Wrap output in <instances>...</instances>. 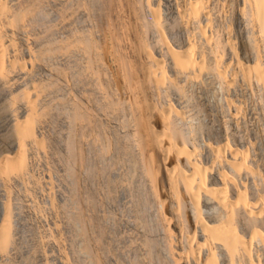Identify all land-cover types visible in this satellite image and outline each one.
<instances>
[{"label":"bare ground","instance_id":"1","mask_svg":"<svg viewBox=\"0 0 264 264\" xmlns=\"http://www.w3.org/2000/svg\"><path fill=\"white\" fill-rule=\"evenodd\" d=\"M38 1L40 2V0ZM38 1L0 0V264L5 263V258L15 249L21 247V244H26L23 243L24 241L22 242L27 236L22 239V234H20L21 217L17 210L21 209L25 201L27 207L33 211L31 216L39 223V227H43L41 239L37 240L36 238L39 236L36 237V241L32 240L34 242H30V247L24 250H28L26 253L29 255H27V259L23 258V260H27L25 263L30 264L36 259V262L44 263L46 261L49 264L48 260L52 254L57 256L59 264H70L72 260L69 259L67 253L69 252L67 251L68 234H66L68 231L65 230L60 220L61 210L64 207L61 208L62 203H59L60 200L56 192L50 189L44 193L42 197L45 203H43V209L38 202L40 198L36 200V196H34L35 193L43 194L41 191L45 186L42 183L45 180L47 184H51V180H54L50 175H46L44 181L41 178L38 179L35 171L39 169L36 168L39 160L45 161L50 155L47 141L44 138L45 134L43 135L44 128L48 123V120H44V115L53 112L52 103V105L49 104L51 108L47 105L52 111L46 113L48 108H45L47 107L45 101H47V97L51 98L47 91L49 93V90L54 87L56 90L60 87V91H62L68 86L67 83L70 82L68 78L71 76L67 78L63 74L66 71L62 73L66 67H70L69 70L74 69V71L71 69L73 71V73L71 72L72 78L76 74L82 75L79 91L75 88V84L78 85L79 80L77 83H73L75 86L73 88L78 91L76 95L78 99L75 96H73L74 98L70 96L78 101L76 107L73 104L74 108L71 110V112L75 111L72 112L74 119L76 121L81 119V122L82 120L84 122V119L92 117L89 111H93V109L88 110L87 102L94 100L97 102H93L98 111L97 115L102 116L105 123L112 122L111 125L113 124L111 140L103 143L106 147L105 144L108 145L112 141V144L109 143V145L112 146L111 151L115 158L112 156L109 157V160L114 158L117 161L114 171L118 173L113 175V172L110 173L108 170L112 182L109 178L110 184L108 183V185L111 186L105 185L107 189L113 186L114 190L120 193L121 196L115 191L117 193L116 200L119 196L120 201L126 205H123L124 208L129 210L125 223L128 229L138 236L139 242L137 243L140 244L141 250L138 249L137 255L142 254L141 257L138 255L142 259V261L140 259L141 264L143 263L142 256L145 257L144 254L151 259V261L149 260L151 264H264V0H110L109 3L108 0H50V9L54 18L58 20L63 16V30L57 37L58 42L54 43L56 39L53 42L55 48L50 45L52 43L50 39H54L53 35L56 31L53 32V39H44L50 34V30L53 31L55 23L49 24L50 26L53 24V26L50 27L51 29L48 28L50 30L47 35L48 29L44 28V30L47 29L45 34L42 32L46 35L44 38L39 36L45 41L38 38L40 30L43 29V27L39 28L42 24L40 22L46 19L44 14L40 15L43 11L37 12ZM67 5H69V10L64 9ZM63 10L66 11L64 15L61 14ZM33 17L35 19L39 17V22H37L39 27H37L40 30H33L30 27V23H34ZM48 18L50 21L52 20L50 16H47ZM59 22L61 21L59 20ZM58 23L56 24L58 25ZM57 25L55 26L57 27ZM173 30L180 31L182 48L177 49L168 40ZM53 53L57 58L59 57L57 59L58 66L54 67L49 61L54 56ZM48 61L51 64L50 68L46 65ZM75 79L77 80V78ZM68 88L71 89L68 86L67 90H69ZM53 92L55 91L52 90ZM70 97L69 99H71ZM60 99L62 100L63 97ZM66 99L68 104L72 105L69 102L75 103ZM64 100L62 101L64 102ZM52 101L55 102V100ZM62 108L65 109V107ZM62 108L61 113H63ZM55 110L59 109L55 108ZM94 113L96 115V112ZM52 114L54 115L51 113V116H53ZM66 114L67 112L63 114L64 117ZM51 116L49 114V117ZM70 116V114L67 115L69 118ZM98 116L95 117L98 118ZM54 118L53 122L56 121ZM103 118L99 119L102 123ZM88 119H86L87 122L91 120ZM76 121L74 120L73 123ZM45 122L47 123L45 124ZM83 122L80 126L85 123ZM55 123L57 124V122ZM76 124L72 126L77 128ZM84 127L87 128L86 125H83L82 128ZM99 128L98 126L96 129L101 131L102 129ZM54 129L56 131V128ZM69 130L71 131V129ZM74 131L76 130L73 129L71 136L75 133ZM84 131L81 136H85L86 131ZM90 131L87 132L90 133ZM63 132L68 133L66 130ZM73 136L70 139H77L78 142L79 140L81 142L82 137L79 139V134L77 138L76 134ZM99 136L103 137L101 134ZM100 138H97L99 140L94 139L96 142L102 143L103 140ZM104 139L106 140V138ZM74 140H71L70 146L73 145V149H76L74 146L77 143ZM50 142L49 144L53 145ZM80 146L79 148L82 149L84 145ZM59 148L57 147V150ZM87 148L90 149L91 146L89 145ZM96 150L101 149L99 147V150ZM78 151L79 149H76V152ZM94 151L92 153H95ZM87 152L92 154L91 151ZM112 152L108 154L111 155ZM104 153L106 152L104 151ZM61 154L67 155L63 151L59 155ZM75 154V158H72L75 160H69L71 162L67 160V165L71 166L72 162L73 165L80 163L87 169L88 158L79 153ZM124 157L127 159L126 165L129 170L127 172L123 170V168L126 169L125 166L118 163L121 158L124 160ZM65 158L68 157L65 156ZM102 159L99 160H107L106 157L105 160ZM94 160L96 161V159ZM63 161L65 162V160ZM105 162L101 164L104 166ZM109 163L108 165L105 163V165L109 166ZM75 165L74 172L73 170L72 172L68 171L74 174L66 172L65 176L74 178L78 176L79 171H76L77 175L75 174ZM54 166L56 165L53 164ZM119 166L120 170L127 173L128 177L124 174L127 178L119 177ZM94 167L93 170L96 168ZM56 168L58 169V167ZM81 168L84 169V167ZM110 168L112 171V166ZM91 170L89 168V171ZM93 170L92 172H94ZM98 170L97 172L102 168ZM104 170L101 171L102 175ZM89 171H85L87 173L85 174H89L90 178L92 172L90 174ZM123 171L120 173L122 174ZM50 172L53 175V171ZM97 172H94L95 176ZM99 174L98 177H95L96 179L99 178ZM105 174L107 175L106 172ZM68 177L67 179L70 181L74 179ZM103 177L105 178V176ZM79 179V183H81V178ZM104 181L102 180L103 183H105ZM115 181H117L116 184ZM76 182L78 183V179ZM15 186L25 191V201L20 207L19 205L17 207L19 202L15 197L19 193L17 191L18 194L15 196ZM76 187L74 186L71 192L81 188H78V184ZM103 187L105 186L103 185ZM101 189L97 188V190ZM114 190L112 189V191ZM77 191L73 194L79 195V191L78 193ZM19 192L21 193V191ZM97 192L98 196L103 193ZM96 194L94 193L95 196H97ZM106 195H108V200L109 192ZM64 196L69 195L66 193ZM102 196H100L101 199L104 198ZM113 196L112 194L109 199ZM72 197H75L76 200H72L73 204L77 202L78 205L80 197L77 198L75 194ZM93 198L91 197V199ZM89 199L88 201H91ZM19 200L21 201V199ZM83 200L85 201L86 198ZM120 201L119 206L122 205ZM94 202L88 203L90 205ZM128 202L131 203L129 204L130 209L127 208ZM67 203L69 201L66 200L63 204H66L65 208L68 206ZM88 203L85 202V206ZM73 204V207L70 208L77 206ZM80 204L82 207V201ZM79 205L75 207L74 211L80 210ZM90 206L94 207L93 204ZM87 207L86 210H88ZM98 208L99 211L100 208ZM83 211L85 212V210ZM73 213L76 212L69 214L74 215ZM79 213L74 216L75 221H70L76 226L74 228L79 229L78 234L81 236L84 234L82 237L79 236L86 244L85 240L89 237H87V233L85 235L84 231L88 226L84 227L86 222H82V220H89L92 216L86 219L83 218L85 216L83 214L86 213H81L83 217ZM94 213L96 214L95 211ZM69 214L67 213L65 217L68 218ZM106 217L109 218V215L107 214ZM152 218L156 224L154 221V224L151 223ZM100 219L98 218V220ZM95 221L97 220L95 219ZM27 222L29 221L25 223ZM30 222L32 223V221ZM92 222L89 225H93ZM22 223L25 226L23 221ZM104 223L102 224L105 225ZM112 223L114 224L116 221L113 219ZM102 224L98 225L102 226ZM26 225L28 226L29 223ZM84 228L86 229L84 230ZM30 229L33 230V226ZM148 229L151 237L148 236ZM32 230L30 231L32 232ZM99 231L101 233V230ZM112 231L110 230V232ZM151 233H155V235H151ZM94 234L96 233L94 232ZM126 234L125 232V236ZM79 236H75L74 240L80 239ZM123 236V234L119 236L120 239ZM125 236L121 243H124ZM110 237L115 238L114 236ZM99 239L104 238L100 237ZM27 241L29 244L28 238ZM99 241L97 240L98 243ZM76 242L73 241L74 244ZM90 243L95 244L96 241L94 243L90 241ZM103 243L100 241L98 245ZM132 243L137 245L134 241ZM44 245L49 247L48 252L45 251ZM82 245L84 246V244ZM133 245L131 247L130 244V248H133ZM138 246H135L136 249ZM87 247L81 248L83 252L87 250ZM96 247H91L93 250L90 247L88 249L91 250L90 253H93V256L98 252V250L95 253L92 252ZM106 247L110 249V246L104 247L107 250ZM113 248L115 249V247ZM120 249L122 248L119 247V252ZM132 251L130 252L132 253ZM121 252L124 251L121 250ZM75 253V256L78 257L79 252ZM90 253H88L89 257L92 256ZM110 253L108 255H112L111 251ZM21 254L23 255V252ZM101 254H103L102 251ZM134 254L136 253L134 252ZM98 255L92 256V259L95 258L93 261L97 262ZM105 255L104 257L107 256ZM119 255L118 257H121ZM79 257L81 258V256ZM133 257L131 256L132 260L129 259L130 262L135 259ZM80 258L77 261H80ZM37 259L39 260L37 261ZM73 259L75 258L73 257ZM118 259L120 261L122 258ZM93 261L92 263H94ZM104 261L106 260L102 259V262ZM124 261L119 263L124 264ZM134 261L132 264L139 262ZM6 263L8 264L9 261L6 260ZM71 263L73 264V262ZM80 263L83 264L81 261Z\"/></svg>","mask_w":264,"mask_h":264},{"label":"rangeland","instance_id":"2","mask_svg":"<svg viewBox=\"0 0 264 264\" xmlns=\"http://www.w3.org/2000/svg\"><path fill=\"white\" fill-rule=\"evenodd\" d=\"M37 1H38V0H37ZM42 1H43V2H42ZM45 1H46V0H45ZM45 1H44V0H40V2L38 1V2H39V5H38V2H37V7H38V8H37V10H38L37 12L40 13V11H41V12L43 11L42 13H40V15L44 14L43 16H44V18H46V19H47V16H48V17L50 16L52 20L50 21V18H48L47 21H46V19H45L44 21H41L40 24L42 23V24H44V25L46 24V25H45V27H44V25L41 24L40 27H39V26H38L39 24L37 23V22H39V20H38L39 17H38V18L36 17L37 19H35V18L33 17V21H34V23H33L32 20H31L32 23H30V27H31L33 30H40L41 27H43V29H41L42 31L40 30V33H39V35H38V38H39V36L42 37V38H44V37L48 34L49 30L52 28L53 24L55 23V24H54V27H55L56 29L53 27V28H52L53 31L50 30V34H48V36H46V38H44L45 40H49L50 38H52L53 32L56 31V32H54V35H53V38H54V39H53V38H52L53 40L50 39V42H52V43H50V45H51L52 47L55 48V46H54L55 44H54V43H57V42H58L57 37H59V33H61L62 30H63V23H62V22H63V16L61 17L62 19L60 18V19L56 20V19L54 18L53 14L51 13L52 10L50 9L51 6H50V4H49L50 0H47L46 2H45ZM109 2H110V0H108V3H109ZM40 3L43 4V6H41ZM46 3H47V4H46ZM45 4H46V6H45ZM47 5H48V6H47ZM44 6H45V7H44ZM42 7H44L43 10H41ZM46 7H47V9H45ZM67 7H68V8H67ZM44 9H45V10H44ZM64 9H65V10H66V9L69 10V5L65 6ZM48 10H49V11H48ZM65 10L61 11V14H62V15H64V13L66 12ZM44 11H46V12L44 13ZM47 12H49V14H47ZM39 13H38V14H39ZM33 14H34V13H33ZM36 14H37V13H36ZM46 14H47V15H46ZM37 16H38V15H37ZM34 19H35V20H34ZM36 20H37V21H36ZM59 20H60L61 22H59ZM45 21H46V22H45ZM48 21H49L50 23H49ZM43 22H44V23H43ZM58 22H59L60 24H59ZM51 23H53V24L50 26L49 24H51ZM56 23H58V25H57ZM61 23H62V26H61ZM31 24H32V26H33L34 24H37V25H34V26L32 27ZM47 24L49 25V27H48ZM55 25H57V27H58V26H59V27L57 28ZM37 26H38L40 29H39ZM50 27H51V28H50ZM61 27H62V28H61ZM31 28H30V29H31ZM44 28H47V29L50 28V29H48V31H47V33H46L45 30H47V29L44 30ZM57 29H59L60 31L57 30ZM42 32H44V34L46 33V35H44ZM74 32H75V31H74ZM41 33H42V34H41ZM55 33H57V34L55 35ZM50 35H51V36H50ZM170 35H171V36H169L168 40H169V41H170V42H171V43H172L177 49H178V48H182V47H183V46L181 45V37H182V35H181L180 31L173 30L172 33H171ZM48 37H49V38H48ZM55 37H56V38H55ZM42 38H39V39H42ZM44 39H42V40H44ZM55 39H56V40H55ZM45 40H44V41H45ZM54 40H55V42H54ZM53 42H54V43H53ZM56 46H57V44H56ZM56 53H57V52H55V54H56ZM55 54L53 53L54 56L52 55L53 57H55L54 59H53V57L51 56V57H52L51 59H53V60H52L53 63L51 62V59H49L50 63L53 64V67H54V66H58V64H57V63H58V60H57V59H59V57L57 58V57L55 56ZM56 55H57V54H56ZM56 60H57V61H56ZM49 61H48V63H47L46 65L50 68V67H51V64L49 63ZM48 64H49V65H48ZM54 64H55V65H54ZM69 68H70V67H68V68L66 67V68L62 71V73L66 71L65 73H63L64 76L66 75L67 78H68L69 76H71V77H69L68 79H69V81L71 82L72 85L70 84V82L67 83V85H68L71 89L68 88L69 90H67V87H68V86H66V88H63V89L65 90V92H64L63 89H62V91H60V89H61L60 87H59V89H58V87H56L58 90L54 89V88H55V87H54L53 89L49 90V93H48V91H47L48 96H49V94H50V97H51V98L47 97V99H46L47 101H45V103H46L45 106H47V105L49 106V104L52 105V103H53V112L47 113V112H49V111H52V109H50V108H51L50 106H49L50 108H49L48 106L45 107V108H48L49 110L47 109V110H48V111L46 110V113H47V114L44 115V116H45V117H44V120H45V121L48 120V123L45 122V124L47 123V125H46L45 128H44L45 131H43V135L45 134V135H44V138H45V140L47 141L46 143L48 144V145H47V148H48V151H49V154H50L49 157H50V156L52 157V158L50 157L52 161H53V159H54V161H53L54 163L50 160L49 157H48V159H47L48 161H47V160H45V161L43 160L45 164L43 163V161L41 162V160H39V162H40L41 164L38 162L37 165H36V168H39V169H40V173H41V174L39 173V169H37V170L35 171V174H36V176H37L38 179L41 178V180L44 181V180H45L44 178L46 177V175H50L51 178L53 177L54 180H55V181L57 180V181L55 182L54 180H51V184H47V183H45L46 180H45L44 182L42 181V182H43L42 185H44V186L46 187V189H45V187L42 189L41 192H43V194H42V193H39V194H38V193H37V194L35 193V194H34V196H36L35 199L38 200V199L40 198L38 202H40L41 205H40V204H39V205H40V207L42 206V209H43V206H44L45 203L43 202L42 197H43L44 193H45L47 190L49 191L50 189H52L53 191L56 192L57 197H58V199L60 200V201L58 200L59 203H60V204L62 203V206H61L60 204H59V206H61V208L64 207L62 210L65 211V212H63V211L61 210V216H62V217L60 218V220H61V222L63 223V226L65 227V230L67 229V231H68V232H66V234H68V235H67V238H68L67 251H69V252H67V253H68L69 259H70V260L72 259V260L70 261V264H72L71 262H73V264H76V263H77V264H82V263H80V261L83 262V264H85V262H86V264H91L92 261L95 260V258H94V259H92V258H93L96 254L98 255V253H99V255H100V254H101V251H102L103 254H101L100 256L98 255L97 257H99V258L96 257V258H97L96 260H97L98 263H97L96 261H93L94 263L99 264V261H100V259H101L100 264H102V263H104V264H105V263H106V264H107V263H109V264H120V263H122L121 261H124V260H125V261L123 262L124 264H125V263H126V264H132V262H133L134 260L137 261V262L139 261L138 264H141V263H140V259H141V258H139V256L141 257L142 254L139 252V253H140V254H138L139 256L137 255L138 251L141 250V249H140V248H141L140 244L137 243V242H139V240H138V236H137V234L131 232V231L128 229V227L126 226V223H125V222H127V219H128L127 217H128V213H129L128 211H129V210L126 209V207L124 208V206H126V205H124V204L120 201V197H119V196H121V195H120V193H119L117 190H114L113 186H112L111 188L107 189V186H109V187L111 186V185H108V183L110 184V182H112V181H111V178H110L111 175L109 176V174H110L111 172H113V173H112L113 175H115L116 173H118L117 171H114V170H116V167H115L116 165H115V164H117V161H115V159H114L115 156L113 155V152L111 151V150H112V149H111L112 146L109 145V143H111L112 141H110V142L108 143V145H106L107 143L105 144L106 147H107V146H110L109 148L107 147L108 150H107L106 147H104V143H105V142H108L109 139L112 138V131H111V128H112V125H113V124L111 125L112 122H110V123H107V122H106V123H105L104 118H103L102 116L100 117V116L97 115L98 111L95 109L96 107L94 106L95 103H97V102H95L94 100L89 101V103L87 102V106H89V109H88V110H91V108H92L93 111L96 112V115H95V113H94L92 110H91L92 112L89 111V113H90L91 116H92V117H88L89 119H91L90 121H88L89 123H88L87 120H86V119H88V118H86V119H84V122H85V120H86V122L84 123L83 120H82V122H83L84 124H82V126H80V124L82 123V122H81V119H80V120L77 119L78 122L76 121V119H74V117L72 116V114H73L75 111H74V112L72 111V112H73V113H72L71 110H73V108L76 107L75 105H76V103L78 102V101H77L78 98H77L76 95H77V92H78L79 89H80V86H79V85H81V82H80V81H81V77H82V75L80 76V75H77V74H76L78 77H77L76 75H74V77L72 78V74H71V72L73 73L74 69L71 68V69L73 70V71H71V69L69 70ZM68 71H69V72H68ZM67 72H68V75H67ZM66 76H65V77H66ZM79 76H80V77H79ZM83 76H84V75H83ZM71 78H72V79H71ZM75 78H77V80H76ZM83 78H84V77H83ZM83 78H82V79H83ZM72 80H74V81L72 82ZM75 80H76V81H75ZM78 80H79V81H78ZM77 81H78L80 84L77 83ZM74 82L77 83L78 85H76ZM73 83L75 84L76 87L74 86ZM70 85H71V86H70ZM77 86H78V87H77ZM73 87H75L78 91L75 90ZM78 88H79V89H78ZM52 90L55 91V92H53L54 94L52 93ZM67 91H69V92H67ZM57 92H58V94H57ZM61 92L64 93V94H62ZM70 92H71V93H70ZM73 92H75V93H74L75 95L73 94ZM51 94H52V96H51ZM60 94H61V95H60ZM71 94H73V95H71ZM55 95H57V96H56L57 98L55 97ZM66 95H67V97H66ZM68 95H69V96H68ZM70 96H71V97L75 96L77 99H76V98L73 99L74 97L71 98ZM58 97H59V98L63 97L62 100L65 99V100H66V104H65V100H64V102H63L61 99H60V100L62 101L63 104H62V103L60 104L61 101L59 100ZM64 97H65V98H64ZM69 97H70L71 99H69ZM48 98H49V99H48ZM66 98H68V99L71 100V101H74L75 103H73V102H69V103H72V105H71V104H68ZM50 99H51V100H50ZM57 99H58V100H57ZM52 100H55L56 103L58 102V103H57L58 106H57V104H56L54 101H52ZM56 100H57V101H56ZM69 100H68V101H69ZM48 101H49L50 103H49ZM93 102H95V103H93ZM54 103H55V106H54ZM91 103H92V104H91ZM64 104H65V106H64ZM73 104H74V107H73ZM88 104H91L92 106H91V105H88ZM59 105H60V106H59ZM67 105H69L70 107L72 106V107L70 108V107H68ZM54 107H55L56 109H59V110H58V111L55 110ZM57 107H58V108H57ZM62 107H65V109L62 108ZM93 107H94V108H93ZM61 108L63 109V113H61V112H62ZM66 108H67V110H66ZM64 110H65V112H64ZM68 110H70V111L68 112ZM88 110H87V111H88ZM95 110H96V111H95ZM55 111H56V112H55ZM66 112H67V114H66L65 117H64L63 114L66 113ZM51 113H54V115L52 114L53 116H51ZM92 113H93V115H92ZM49 114H50L51 117H49ZM55 114H56V115H55ZM69 114L71 115L70 118L67 117V115L69 116ZM47 115H48V118H49V119H48V118L46 119V116H47ZM94 115H95L96 117L98 116V118L100 117L99 119H102V118H103V123H104V125H103L102 122H100L101 120L99 121V119L96 118ZM99 115H100V114H99ZM59 116H60V117H59ZM93 116H94V117H93ZM52 117H53V118L56 117V118H54V121H55V119H56L55 122H57V124H56L55 122H53V118H52ZM58 117H59L60 119H59ZM51 118H52V119H51ZM64 118H65V119H64ZM68 118H69L70 120H69ZM71 118H73V119H71ZM94 118H96V119L94 120ZM50 119H51L52 121H51ZM89 119H88V120H89ZM65 120H66V121H65ZM71 120H72V122H71ZM74 120L77 122V124H76V122L73 123ZM58 121H59V123H58ZM91 121H92V122H91ZM50 122H51V123H50ZM79 122H80V123H79ZM90 122L92 123V126H91V123H90ZM96 122H97V123H96ZM99 122H100V123H99ZM60 123H61V124H60ZM62 123H63L64 125H63ZM72 123H73V124H72ZM98 123H99V125H98ZM48 124H49V125H48ZM52 124H54V125H52ZM65 124H66V125H65ZM69 124H70V125H69ZM74 124L78 125V127H80V128L77 127V128H78V129H77L76 126L73 127L72 125H74ZM94 124H96V125H94ZM105 124H106V125H105ZM83 125H84V126L86 125L87 128H86V127L82 128ZM93 125H94V126H93ZM97 125H98L102 130H104L105 128H106V129H105L104 131H102V130L99 128V129L102 131V132H101V131L97 130V129H98V126H97ZM108 125H109V126H108ZM110 125H111V126H110ZM52 126H53V127H52ZM54 126H55V127H54ZM63 126H64V127H63ZM70 126H72L73 128L70 127ZM88 126H90V127H88ZM51 127H52L53 129L56 128V131H55V129L53 130ZM92 127H93V128H92ZM68 128L71 129V131H70ZM75 128H76V129H75ZM85 128H86V129H85ZM94 128H95V129H94ZM96 128H97V129H96ZM59 129H60V130H59ZM61 129H62V130H61ZM64 129H65L66 131H68V133H69L70 135H69L67 132H65V133H66V134H65V133L63 132V131H65ZM73 129L76 130V131H74L75 133H73L72 136H71V133H72ZM80 129H81V130H80ZM46 130H47V131H46ZM83 130L86 131L85 134H84L85 131L83 132V134H84L85 136H81ZM88 130H89V131L92 130V131H90L91 134H90L89 132H87ZM95 130H96V131H95ZM49 131H50L52 134H51ZM53 131H54V132H53ZM97 131L100 132L101 137L103 136L102 138H100V136H99L100 134H99V132H97ZM108 131H111V132H108ZM55 132H57V133H55ZM78 132H79V133H78ZM80 132H81V133H80ZM93 132H94V133H93ZM95 132H96V133H95ZM104 132H105V133L107 132V133L105 134ZM53 133H54V134H53ZM77 133H78L79 136H80L79 139H81V137H82L81 142H80V140H79V142H78V140L76 139V138L78 137V134H77ZM47 134H48L49 136H48ZM58 134H59V135H58ZM75 134L77 135L76 138H75L76 140H74V139H70V137H74L73 135H75ZM94 134H95V135H94ZM102 134H103V135H102ZM107 134H108V136H110L109 138H108V136H106ZM53 135H54V138H52ZM56 135H57V136H56ZM61 135H62V136H61ZM86 135L89 136V137H87ZM96 135H98V136H96ZM67 136H68V137H67ZM90 136H92V137L94 136V137L92 138V137H90ZM61 137H62V138H61ZM83 137H84V140L86 139L87 141H84V140H83ZM50 138H51V139H50ZM90 138H91V139H90ZM94 138H95L96 140H99V139H97V138H100L101 140H103L102 143L105 141V142L103 143V146L101 145V144H102L101 142H98V141L96 142V140H95ZM104 138H106L107 141H106ZM67 139H69L70 141H68ZM93 139L95 140L94 142H93ZM53 140H54V141H53ZM58 140H60V141H58ZM65 140H66V141H65ZM71 140L76 141L75 143H77V144H75L74 148L76 147L77 150L79 149L78 152H76V149H73V145L70 146V144H72V143H71ZM90 140H91V141H90ZM110 140H111V139H110ZM50 141H52V142H50ZM63 141L65 142V144H64ZM83 141H84L85 143H84ZM88 141H89V142H88ZM49 142H50L51 144H53L54 146H53V145H50ZM53 142H54V143H53ZM55 142H56L57 144H56ZM61 142H62V143H61ZM66 142L69 143V146H67L68 143H66ZM90 142H92V143H90ZM95 142H96V143H95ZM79 143H80V144H79ZM86 143H87V144H86ZM89 143H90V144H89ZM63 144H64V145H63ZM81 144H82V146L84 145V146L82 147V149H80V148H81V146H80ZM111 144H112V143H111ZM57 145H58V146H57ZM89 145L91 146L90 149L87 148V146L89 147ZM79 146H80V148H79ZM49 147H50V148H49ZM53 147H54V148H53ZM57 147H58V148L60 147V148L57 150ZM65 147H66V148H65ZM67 147H68V148L70 147V148L68 149ZM85 147H86V148H85ZM95 147H96V149H98V150H99V147H100L101 150L97 151V150L95 149ZM51 148H52V149H51ZM71 148H72V151H70ZM84 148H85V149H84ZM102 148H106V149H102ZM49 149H51V150H49ZM83 149H84V150H83ZM94 149H95V151H94ZM74 150H75V151H74ZM92 150H93L95 153H92V152H93ZM106 150H107V151H106ZM51 151H54V152H51ZM55 151H56V152H55ZM58 151H59V152H58ZM62 151H63L64 154L67 153V155H66V154H65L64 156H63V154L59 155L60 153H62ZM69 151H70L71 153H70ZM87 151H91V153H92L93 155H92V154H89V152H87ZM102 151H103V152H102ZM104 151H105L106 153H104ZM109 151L112 152L111 155L108 154V153H111V152H109ZM74 152H75L76 154L79 153L80 155H82V156L85 157V158H88V160H89V161L87 160V163H86V164L88 165V168H87V169H86L85 166H83L82 164H81V165H82V166H81L79 162H78L79 164H76V165H75V163H74V165L76 166V167H75V172H76V171H79V172H78L79 174H80V172H81V175H79V174L76 172L75 174H76V175L78 174V176L75 175V176H76L75 178H74L73 176L69 175V174L72 172V170H73V172H74V165H73V162H72V164L70 163L72 167H71L70 165H67L69 160H71L72 158H75V157H74V154H75ZM96 152H97V153H96ZM51 153H53V154H51ZM54 153H56V154L54 155ZM101 153H103V154H101ZM57 154H58V155H57ZM72 154H73V157H72ZM76 154H75V155H76ZM94 154H95V155H94ZM99 154L102 155V156H100ZM105 154H107L108 157H107V155H105ZM53 155H54V156H53ZM69 155H70V156H69ZM84 155H85V156H84ZM98 155H99V156H98ZM103 155H104V158L106 157L107 160H105L104 158L102 159ZM56 156H57V157H56ZM59 156H60V157H59ZM61 156H62V157H61ZM65 156L68 157V158H65ZM92 156H93V159H92ZM94 156H95V157L97 156V157L95 158ZM112 156H114V158H112V159L109 160V157H112ZM99 157H101V158H99ZM55 158H56V159H55ZM58 158H59V159H58ZM63 158H64V159H63ZM90 158H91V159H90ZM124 158H125L124 160L121 158V159H120L121 161L119 160L118 163L120 162V164H122V166L124 165L126 169L123 168L124 166H123L122 168H123V170H125V171L127 172V171H129V170H128V166L126 165V164H127V163H126V162H127V161H126L127 159H126V157H124ZM57 159H58L59 161H58ZM94 159H96V161H95ZM99 159H100V160H101V159H102V160H105L106 162H105V161H100ZM49 160H50L51 162H50ZM56 160H57V161H56ZM61 160H62V161H61ZM63 160H65L66 163H65ZM67 160H68V161H67ZM72 160H75V159H72ZM90 160H91V161L93 160L94 163H92L93 161L91 162ZM98 160L100 161V163H99ZM107 161L110 162V163H109V166H107V165H108V162H107ZM59 162H62V163H59ZM69 162H71V161H69ZM90 162H91V163H90ZM103 162H105L107 165H105V163H104V166H103V164H101V163H103ZM114 162H115V163H114ZM121 162H123L124 164L121 163ZM57 163H58V164H57ZM76 163H77V162H76ZM50 164H51L52 166H51ZM53 164L56 165V166L53 167ZM61 164H62V165H61ZM90 164H92L93 166L90 165ZM49 165H50V167H49ZM65 165H66L67 168L65 167ZM79 165H80V166H79ZM84 165H85V163H84ZM89 165H90V166H89ZM94 165H97V166H95V167H96V168L99 167V168H98L99 170H100L101 168H102V170L105 169L104 171L107 173L108 177H107L106 174L104 175V173H105L104 171H103L104 173H103V175H102V172H101L102 170L99 171V170L97 169V170L99 171V172H97V170H96V168L94 167ZM101 165H102L103 167H102ZM46 166H47V167H46ZM59 166H60L61 168H60ZM68 166H70V168H68ZM91 166H92V167H91ZM111 166H112V171H110V169H111L110 167H111ZM113 166H114L115 168H114ZM120 166H121V165H120ZM120 166H119V177H126L125 175H127V173L124 172L123 170H120V168H121ZM43 167H44V169H42ZM48 167H49L48 171L50 172V171L52 170V171H53V175H51V172L49 173V172L47 171V168H48ZM56 167H58V169H57ZM81 167H84V169H85L86 172L89 171V168H90V170H91V169L94 167L95 169H94V170L92 169V170H93L94 172H97V173H96L97 175L95 176V175H94V172H92V170H91V171H89L88 173L91 174V172H92L93 175L91 174V175H90V178H89V176H88L89 174L86 175L87 173H86V172L84 171V169H82ZM86 167H87V166H86ZM106 167H108V168H106ZM50 168H51V169H50ZM72 168H73V169H72ZM80 168H81V170H80ZM109 168H110V169H109ZM113 168H114V169H113ZM53 169H54V170H53ZM106 169H107V170H106ZM45 170H46V171H45ZM58 170H59V171H58ZM70 170H71V172L69 173L68 171H70ZM95 170H96V171H95ZM108 170H109L110 173L108 172ZM121 171H123L122 174L120 173ZM36 172H37V173H36ZM46 172H47V174H46ZM66 172L69 173V174L67 173L69 176H71V177L74 178L73 180H75V182H72V181H73L72 179H71L72 181H70V180L67 179L68 176H65ZM44 173H45V174H44ZM54 173H56V174H54ZM60 173H61V174H60ZM64 173H65V174H64ZM85 173H86V174H85ZM99 173H101V174H99ZM58 174H59V175H58ZM62 174H63V175H62ZM71 174H72V173H71ZM73 174H74V173H73ZM73 174H72V175H73ZM98 174H99V178L96 179L95 177H98ZM124 174H125V175H124ZM122 175H124V176H122ZM61 176H62V177H61ZM81 176H83V177H81ZM100 176L102 177V179H101ZM103 176H105V178H104ZM63 177H64V178H63ZM71 177H68V178L70 179ZM91 177H94L95 179H94V178L92 179ZM127 177H128V175H127ZM127 177H126V178H127ZM53 178H52V179H53ZM59 178H62V179H60L61 181L59 180ZM76 178L78 179V183L76 182V180H77ZM79 178H81V183H79V181H80ZM83 178H85V179H83ZM103 178H104V179H103ZM109 178H110V182H109ZM63 179H64V180H63ZM91 179H92V180H91ZM100 179H101V180H100ZM88 180H91V181H88ZM95 180H96V181H95ZM98 180H99L100 182H99ZM102 180H105V181H104L105 183H103ZM116 180H117V179H116ZM52 181H53V182H52ZM64 181H65V182H64ZM92 181H93L94 183H93ZM106 181H107V182H106ZM116 182H117V181H115V184H116ZM54 183H58V184H55V185H54ZM75 183L78 184V188H79V187H81V188H79V190H78V191H79V195L76 194V193H74V194L77 195V198H78V196L80 197V198H79V202L81 203V201H82V204H83V206L81 207V206H80L81 204L78 202V203L80 204V205H79V204H78V205H79L82 209L79 207L80 210H78V208H76V210H78V211H82L83 213H86V214H83V215H85L84 217H83L82 214H81L82 212L79 213L78 211H74V210H75V207L78 206V205H77V202L75 203L77 206H74V208H70V207L72 206V204H73V201H72V200H75V197H76V196H75V197H72V196H74L73 192H76L77 190L74 189V191L71 192V191L73 190L72 188H74V186H75V188H77V187H76L77 184L75 185ZM90 183H91V184H90ZM99 183H100V184L102 183L101 186H100ZM67 184H68V185H67ZM80 184H81V185H80ZM83 184H85V185H87V186H84ZM96 184H97V185H96ZM105 184H107V186H106ZM53 185H54V187H53ZM91 185H92V186H91ZM98 185H99V186H98ZM103 185H104L105 187H103ZM59 186H60V187H59ZM93 186H94V187H93ZM96 186H97V188L99 187V188H102V189H101V190H97ZM129 186H130V185H129ZM42 187H43V186H42ZM18 188H19V187H18ZM18 188H17V186L14 187V190H15L14 193H16L17 191H18V193H19V194H18V193L15 194V196H16L17 194L19 195V197H17V196H18V195H17L15 198H16L17 202H19V203H17V207H18V205H19V207H20L21 204H22V202L24 203V201H25V196H24V195H25V194H24L25 191H24V189L19 188V189H20V190H19ZM58 188H59L61 191H60ZM69 188H70V189H69ZM85 188H87V190H85ZM94 188H96V189H94ZM62 189H63V190L65 189V190H64L65 193L62 192V191H63ZM71 189H72V190H71ZM81 189H82V190H81ZM93 189H94L95 192L93 191ZM112 189H113L114 191H112ZM58 190H59V191H58ZM84 190H85V193H84ZM89 190H90V192H89ZM91 190H92V192H91ZM96 190L104 193V195H103V193H100V196H102V195L104 196V198H103V196H102L103 199H101L100 196H98L99 193H98ZM102 190H104V191H102ZM108 190H109V191H108ZM110 190H111V191H110ZM19 191H21V193H20ZM22 191H23V192H22ZM48 191H47V192H48ZM78 191H77V193H78ZM82 191H83V192H82ZM115 191H117V193H118V195H119L117 200H116V198H117V195H116V194H117V193H116ZM61 192H62V193H61ZM70 192H71L73 195H72ZM86 192H87V193H86ZM108 192H109V198H110V196H112V194H113L114 196L111 197V199L108 198V200H107V196H108V195L105 196V194L108 193ZM111 192H114V193H111ZM22 193H23V194H22ZM63 193H64V194L67 193L69 196H64ZM92 193H93V194H92ZM94 193H95V194L98 193V194H96L97 196H95ZM110 193H111V195H110ZM20 194H22L23 196L20 195ZM58 194H59V195H58ZM81 194H83L82 196H83L84 199L86 198L85 201H84L83 198L81 197ZM84 194H85V195H84ZM86 194H87V195H86ZM91 194H92V195H91ZM39 195H40V196H39ZM60 195H62V196H60ZM88 195H90V196H88ZM115 195H116V196H115ZM86 196H88L90 199H89L88 197H86ZM23 197H24V198H23ZM91 197H92V198L95 197V198H93L94 200L91 199ZM105 197H106V199H105ZM115 197H116V198H115ZM64 198H65V200H64ZM68 198H69L70 200H69ZM71 198H72V199H71ZM73 198H74V199H73ZM87 198H88L89 200H91V201H88ZM96 198H97V199H96ZM18 199H21V201H20V200L18 201ZM80 199H81V200H80ZM99 199H101V200L99 201ZM22 200H23V201H22ZM66 200H67V202L69 201V203H67V205H68L67 208L69 207V208H68V209H69V212H68V209L65 208L66 204L63 205V204L66 202ZM92 200H93V201H92ZM106 200L108 201L107 203H106ZM111 200H113V201L110 202ZM118 200L120 201V204H122V205H120L121 208H120V206H119V201H118ZM64 201H65V202H64ZM75 201H76V200H75ZM83 201H84V202H83ZM87 201H88V202H94V201H95L94 203H90V205L93 204L94 207H93V206H90L89 203H88ZM97 201H98V202H97ZM102 201L104 202L103 204L105 205V207H103L104 205L102 204ZM41 202H42V203H41ZM70 202H71V203H70ZM85 202L88 203L87 206H89V207L85 206V205H86ZM96 202H97V203H96ZM113 202H114V203H113ZM25 203H26V201H25ZM25 203L22 205L21 209L18 208L17 210H19L18 212H19L20 217H21V226H22V227H20V234H22V239H24V238L27 236V238L29 239V244H27V243H28L27 238H25L24 240H22V242L24 241L23 243H26V244H21L22 246L19 247V248H20V251H19V248H18V249H15L12 253H10L11 256H13V257H11L10 254H9V255L7 256V258H5L4 261H5V263H6V260L9 261L8 264H11V263H13V264H15V263H16V264H17V263H19V264H23V263H25V260L27 259L26 257H27V255H28L26 252H27L28 250H27V251H24V250L30 247V242H34V241H36V239L38 240L39 238L41 239L40 236L43 235V234L41 233V232H43V231H42V230H43V227H41V226L39 227V223L36 221V219H35L33 216H31V215L33 214L32 209L28 208L27 205H26ZM43 203H44V204H43ZM98 203H99V204H98ZM105 203H106V204H105ZM108 203H110L111 205L108 204ZM112 203H113V204H112ZM70 204H71V205H70ZM75 204H73V205H75ZM101 204H102V205H101ZM117 204H118V205H117ZM129 204H131V203H130V202L127 203V205H128L127 208L130 209L131 206H130ZM96 205H97V206H96ZM99 205H100V206H99ZM114 205H115V206H114ZM123 205H124V206H123ZM98 206H99L100 209L98 208ZM108 206H109V207H108ZM111 206H113V207H111ZM116 206H117V207H116ZM72 207H73V206H72ZM86 207H87L88 210H86ZM101 207H102V209L104 208V209H103L104 211L101 209ZM114 207H115V208H114ZM83 208H84V209H83ZM90 208H92L93 210L95 209L94 211L96 212V214H95L94 211L91 210ZM97 208L99 209V211L97 210ZM105 208H106V209H105ZM116 208H117V209H116ZM119 208H120V209H119ZM22 209H23V210L26 209V210L23 211ZM64 209H65V210H64ZM108 209H109V211H110V209H113V210H111V211L109 212V211H107ZM21 210H22V211H21ZM27 210H28V211H27ZM83 210H85V212H84ZM89 210H91V211H89ZM100 210H101V211H100ZM115 210H116V211H115ZM118 210H119V211H118ZM122 210H124V211H123L124 214H123ZM25 211H26V212H25ZM66 211H67V212H66ZM87 211H89L88 214H87ZM113 211H114V212H113ZM126 211H127V212H126ZM20 212H21V213H20ZM72 212H76V213L78 212L79 215H81L83 218H86V219H89V218L92 216L91 219H89V220H86V221H85V220H82V222H83V221L86 222L83 226H84V227H85V225L88 226V228H87V226H86L87 229L84 228V230L86 229V231H84L85 235H86V233H87V237H89V238L91 239V240H88L89 238H87V237H86L87 239L85 238L86 240H88V241L85 240L86 244H88V245H86L85 243H83V239H81V237H82L84 234H82V236H81V234H78V230H79V229L74 228V227H76V226H75L74 223H72V222L75 221L74 216H75V215H78V213H77V214H76V213H73L74 215L69 214V213H72ZM99 212H100L101 215L99 214ZM106 212H107V214L109 215V218L106 217L107 214H104V213H106ZM112 212H113L114 214H113ZM116 212H117V213H116ZM119 212L122 214V216H121V214H120ZM125 212H126L127 214H126ZM23 213L25 214L24 216H23ZM28 213H29V214H28ZM67 213L69 214V217H70V218H69V217H68V218L65 217V216H67ZM89 213H90L91 215H90ZM110 213H111V214H110ZM65 214H66V215H65ZM97 214L99 215V217H98ZM63 215H64V216H63ZM94 215H96V216H94ZM103 215H105V216H103ZM110 215H111V217H110ZM112 215H113V216H112ZM115 215H116V216L119 215V216L116 217ZM126 215H127V216H126ZM30 216H31V217H30ZM102 216H103L104 218H103ZM123 216H124V217H123ZM23 217H24V218H23ZM95 217H96V218H95ZM115 217H116V218H115ZM119 217H120V218H119ZM122 217L124 218V220H123ZM125 217H126V219H125ZM66 218H67L69 221L71 220L72 222H71V221L69 222ZM72 218H73L74 220H73ZM98 218H99V219L101 218V219L98 220ZM92 219H94L93 222L95 221V219H96L97 221H95V222L93 223V222H92ZM105 219H106V220H105ZM113 219H114V221H116V223L118 222V224H116V223L113 224V223H112V220H113ZM115 219H116V220H115ZM152 219H153V218H152ZM64 220H65V221H64ZM102 220H103V222H102ZM109 220H111L110 223H109ZM117 220H118V221H117ZM122 220H123V221H122ZM22 221H23L24 223H25L26 221H29V222L25 223V226H24V224L22 223ZM30 221H32V223H31ZM35 221H36V222H35ZM66 221H67V222H66ZM88 221H89V222H88ZM106 221H107L108 223L105 224L104 222H106ZM153 221H154V219L151 220V223H152V224H154V223L156 224V222L154 221V223H153ZM64 222H65V223H64ZM91 222H92L93 225H91V224L89 225V223H91ZM97 222H98V223H97ZM28 223H29V225L27 226L26 224H28ZM71 223H72L74 226H73ZM99 223H100V225H101L102 223H104L105 225L102 224V226H103V227H102V226H99V225H98ZM69 224H70V225H69ZM94 224H95V225H94ZM112 224H113L114 226H113ZM115 224L117 225V227H116ZM119 224H120V225H119ZM152 224H151V226L153 227ZM35 225H36V226H35ZM65 225H66V226H65ZM96 225H98V227H100V228H102V229H99L98 227H95ZM107 225H108V227H107ZM109 225H110V229H109ZM124 225H125V226H124ZM29 226H30V227H29ZM31 226H33V230L30 229ZM93 226H94L95 228H94ZM120 226H121L122 229L120 228ZM34 227H35L36 229H35ZM67 227H68V228H67ZM90 227H93L94 229H93V228H90ZM111 227H112V228L114 227V228L112 229ZM23 228H24V229H23ZM37 228H38V229H37ZM70 228H71V229H70ZM106 228H107V229H106ZM119 228H120V229H119ZM150 228H151V227H150ZM39 229H41V231H39ZM75 229H76V230H75ZM91 229H92V230H91ZM103 229H104V230H103ZM108 229H109V230H108ZM123 229H124V230H123ZM125 229H126L127 231H126ZM21 230H22V231H21ZM24 230H25V231H24ZM30 230H32V232H31ZM37 230H38L39 232H38ZM71 230H72V231H71ZM93 230H94V232H95L96 234H94V232L91 233V231H93ZM99 230H101V233H102L103 236L101 235V233H100ZM107 230H108V232H107ZM110 230H111V231L113 230V231L110 232ZM118 230H119V232H118ZM23 231H24V232H23ZM34 231H35L36 233H35ZM75 231H76V234H75ZM88 231H89V232H88ZM104 231H105V232H104ZM120 231H121V232H120ZM21 232H22V233H21ZM28 232H29V233H28ZM72 232H73V233H72ZM125 232L127 233L126 236H125ZM129 232H131V233H129ZM23 233H24V234H29V235H24ZM34 233H35V234H34ZM37 233L40 234V235H38ZM70 233H71V234H70ZM80 233H81V232H80ZM109 233H110V234H109ZM112 233H115V234H112ZM149 233H150V230L148 229V236L151 237ZM32 234H34V235H32ZM72 234H73L74 236H73ZM77 234H78V235H77ZM92 234L94 235V237H95L96 235L99 236V237L97 238V236H96V237H95L96 239H95V238L93 237ZM108 234H109V235H108ZM122 234H123V235L125 236V238H126V239L123 240L124 243H121V242H122V238H123L124 236L121 237V239H120V237H119V236H122ZM31 235H32V236H31ZM35 235H37V236H35ZM70 235H71V236H70ZM79 235H80L81 237H80ZM88 235H90V236H88ZM115 235H116V236H115ZM129 235H130V236H129ZM151 235H155V233H154V234L151 233ZM38 236H39V237H38ZM68 236H69V237H68ZM75 236H79L80 239H77L78 241H77V240H74V239H75ZM107 236H108L109 238H108ZM110 236H114L115 238H113V237L111 238ZM23 237H24V238H23ZM31 237H32V239H31ZM33 237H34V238H33ZM36 237H38V238H36ZM100 237H101V238H104V239H99ZM35 238H36V239H35ZM92 238H93L94 240H93ZM116 238H117V240H116ZM32 240H34V241H32ZM71 240H72V241H71ZM97 240H98V241L100 240L101 243H103L102 240H104V241H105V242L103 243L104 245H103V244L98 245V244L100 243V241H99V243H98ZM69 241H70V243H69ZM73 241H74V242L77 241L76 244H74ZM90 241H93V243L96 241V243H95L96 245H95V244H91ZM127 241H129V242H127ZM133 241L135 242V244L137 243V245H139V246L137 247V249H136V247H135V246H137V245H133V244H134V243H132ZM20 242H21V238H20ZM79 242H80V243H79ZM81 242H82V243H81ZM110 242H112L113 244L110 243ZM78 243L81 244V245L84 244V246L82 245V247H81V245H79ZM89 243H90V244H89ZM120 243H121V244H120ZM122 244H123V245H122ZM130 244H131V247H132V245H133V248H130ZM28 245H29V246H28ZM85 245H86V247L90 245L89 247H90V249H92V250H93V248H91V247H96V246H97L96 249L94 248V251H92V252L95 253L97 250H98V252L95 253L94 256H93V253H92V254L90 253L91 250H88L89 247H87V250H88V251L86 250V251L83 252L82 249H85V248H86ZM93 245H94V246H93ZM106 245H107V246H110V247H109L110 249H108V247H106V248H107V250H106V249L104 248ZM118 245H121L122 247H121V246H118ZM127 245H129V246H127ZM26 246H28V247H26ZM77 246H78V247H77ZM100 246H102V247L99 248ZM25 247H26V248H25ZM43 247H45V248H44L45 251H46V250H47V252L49 251V247H48L47 245H44ZM69 247H70V248H69ZM113 247H115V249H114ZM119 247L122 248V249H120V252L118 251ZM123 247H124V249H123ZM125 247H126V249H125ZM127 247H128V249H127ZM21 248H22V249L24 248V249L22 250ZM72 248H73V249H72ZM81 248H82V249H81ZM97 248H98V249H97ZM101 249H102V250H101ZM131 249L134 250V251H132ZM135 249H136L137 251H136ZM138 249H139V250H138ZM17 250H18V251H17ZM73 250H74V251H73ZM100 250H101V251H100ZM112 250H113V251H112ZM121 250L124 251V252L122 253ZM127 250H128V252H126ZM16 251H17V252H16ZM21 251L23 252V255L21 254V253H22ZM71 251H73L74 253H73V252L71 253ZM80 251H82L83 253H81ZM110 251L112 252V255L114 254V256H112V255H108V254H111ZM130 251H132V253H131ZM15 252H16V253H15ZM75 252H77V254H78V252H79L78 257L75 256V255H76ZM86 252L90 253L93 257H92V256L89 257L88 253H87V254H84V253H86ZM115 252H116V253H115ZM118 252H119V253H118ZM134 252H135L136 254H134ZM13 253H14V254H13ZM125 253H127V254L131 253L132 255H131V254L126 255ZM19 254H20V256H19ZM70 254H71V257H70ZM80 254H81V255H80ZM82 254H83V255H82ZM104 254H106L107 256L105 255L106 257H104ZM118 254H120L119 256H121V257H118ZM86 255H88V256H86ZM122 255H124V256L126 255L125 258H124V256H122ZM136 255H137V256H136ZM22 256H24V257H22ZM28 256H29V255H28ZM53 256H54V257H53ZM79 256H81V258H80ZM82 256H83V257H82ZM109 256H110V257H109ZM127 256H129V257H127ZM131 256H132V257L134 256L133 259L135 258L132 262H130V260H132ZM144 256L146 257L145 254H144ZM73 257H74L75 259H73ZM76 257H77V258H76ZM86 257H87V258H86ZM103 257H104V258H103ZM114 257L122 258V259H120V261H119V259L117 260V258H114ZM136 257L139 258V259H137ZM145 257L142 256V258H143V263H144V264H151V262H150L151 259H149L148 256H147L146 258H145ZM12 258H13V259H12ZM14 258H15V259H14ZM23 258H26V259L23 260ZM52 258H53V259H52ZM54 258H55V260H54ZM79 258H80L81 260H80V261H77V260H79ZM82 258L85 259V260H83ZM89 258H91V260H89ZM108 258H109V259H108ZM111 258H112V259H111ZM144 258H145V259H144ZM147 258H148V259H147ZM9 259H10V260H9ZM11 259H12V260H11ZM86 259H87V261H86ZM102 259H103V260L105 259L106 261L102 262ZM107 259L109 260L108 262H107ZM110 259H111V260H110ZM123 259H124V260H123ZM129 259H130V260H129ZM146 259H147L148 261H147ZM16 260L19 261V262H17ZM21 260H22V261H21ZM38 260H39V259H37V261H38ZM49 260H51V261H49ZM49 260H48V263L50 262L49 264H54V263H55V264H59V261H58L57 256H56L55 254H52V257H51ZM75 260H76V261H75ZM98 260H99V261H98ZM114 260H115V261H114ZM126 260H128L129 262L126 261ZM149 260H150V261H149ZM23 261H24V262H23ZM26 261H27V260H26ZM34 261L36 262V259H35ZM34 261L32 262L33 264H37V263H38V264H40V263L42 264V263H43V262H39V261L35 263ZM40 261H41V260H40ZM89 261H90V263H89ZM112 261H113V262H112ZM118 261H119L120 263H119ZM135 261H134V262H135ZM141 261H142V259H141ZM10 262H11V263H10ZM21 262H23V263H21ZM74 262H76V263H74ZM87 262H88V263H87ZM101 262H102V263H101ZM5 263L3 262L2 264H5ZM26 263H28V262H26ZM26 263H25V264H26ZM32 263H30V264H32ZM94 263H92V264H94ZM143 263H142V264H143ZM6 264H7V263H6ZM43 264H47L46 261H45ZM134 264H137V263L135 262Z\"/></svg>","mask_w":264,"mask_h":264}]
</instances>
